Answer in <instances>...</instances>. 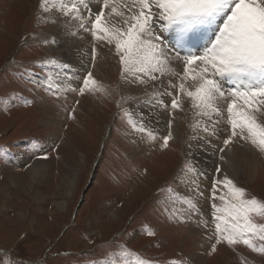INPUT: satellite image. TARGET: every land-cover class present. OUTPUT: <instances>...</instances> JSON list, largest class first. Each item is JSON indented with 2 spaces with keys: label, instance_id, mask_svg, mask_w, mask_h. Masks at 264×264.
<instances>
[{
  "label": "rangeland",
  "instance_id": "rangeland-1",
  "mask_svg": "<svg viewBox=\"0 0 264 264\" xmlns=\"http://www.w3.org/2000/svg\"><path fill=\"white\" fill-rule=\"evenodd\" d=\"M39 3L0 0L3 264H123L124 251L130 253L128 260L140 259L147 264H264V256L243 245L232 249L219 245L209 254L215 240L213 205L223 207L219 200L211 199L219 158L199 161L192 157L191 146L185 145L186 121L180 113H173L172 119L180 121L179 139L170 141L164 150L162 139L149 143L146 136L132 131L123 118L125 111L158 137L167 135L137 119V111L119 87V58L105 48L107 45H96V61L90 59L87 69H80L77 82L61 84L58 74L65 72L63 49L42 36L52 24L41 23L42 15L48 13L39 11ZM172 48L179 53L175 44ZM48 61L56 63L37 67ZM89 71L103 94L80 96L61 91L49 95V80L61 89H78ZM148 111L141 112L144 119L161 121V113L153 106ZM23 114L27 116L21 119ZM217 140L207 137L196 142L210 144L212 149ZM248 146L255 162L253 174L238 170L233 182L247 193L246 199L264 203V155ZM17 153H22L23 160ZM35 163L40 165L38 170L41 166L44 170L26 183L28 169ZM189 165L195 168L196 176L187 171ZM94 168L92 183L86 188ZM223 176L221 168L216 178ZM224 196L227 198L226 191ZM182 200L195 204L194 214ZM201 219L207 226H198ZM257 223L264 225V219ZM146 231L154 235L150 237ZM255 243L259 246L261 242Z\"/></svg>",
  "mask_w": 264,
  "mask_h": 264
},
{
  "label": "snow or ice",
  "instance_id": "snow-or-ice-1",
  "mask_svg": "<svg viewBox=\"0 0 264 264\" xmlns=\"http://www.w3.org/2000/svg\"><path fill=\"white\" fill-rule=\"evenodd\" d=\"M93 2L99 4L97 12L89 8V0H40L38 7L41 13L55 11L69 23L74 22L76 31L71 33L73 36L84 32L91 37L93 63L98 55L95 45L114 48L113 55L119 58L121 81L135 80L137 84L147 86L148 82L163 84V78H171L166 82V88L171 91L158 90L152 95L153 106L158 105L169 117L167 135L158 137L125 111L123 118L133 132L146 136L149 143L162 139L161 150L166 149L173 139V113L186 111L184 104L189 102L193 132L199 131L212 138H216L220 130L225 132L220 153L240 141L264 155V0ZM170 30L176 35V49H188L206 42L204 51L195 55L190 51L187 55H178L164 47L158 33ZM174 61L180 63L182 71L171 66ZM55 63L48 61L37 67ZM222 84H228L230 88L226 90ZM82 85L78 89H61L49 80L46 89L51 90L49 95L61 91L75 92L80 96L104 92L90 71ZM160 96L169 97L170 103L166 105ZM222 124L227 128L220 129L218 126ZM37 158L48 159L47 156ZM187 171L197 175L191 165ZM220 175L221 168L216 167L211 199L219 200L223 207L213 205L211 219L215 240L209 254L215 253L219 245L230 249L243 245L253 254L264 256V225L257 223V220L264 219V203L255 198L246 199L244 190L227 176L217 179ZM196 188L192 190L196 191ZM181 203L195 213L196 206L191 200H182ZM207 224L201 219L198 226ZM146 235L151 237L154 233L146 231ZM256 241L261 242L259 246ZM129 255L127 251L121 253L123 264H147L140 259L128 260ZM0 264H3L2 260Z\"/></svg>",
  "mask_w": 264,
  "mask_h": 264
},
{
  "label": "bare ground",
  "instance_id": "bare-ground-1",
  "mask_svg": "<svg viewBox=\"0 0 264 264\" xmlns=\"http://www.w3.org/2000/svg\"><path fill=\"white\" fill-rule=\"evenodd\" d=\"M89 8L92 10V12H97L99 9V4L93 2V0H89ZM26 11H27V9H26ZM83 12H84V10H82V14H83ZM32 16H34V14ZM32 16H31V18H32ZM7 19H9V18H7ZM113 19H115V18H113ZM53 20L55 21V23H52ZM28 21L30 22V20H28ZM40 21H41V23L43 22V23L52 24L47 31L42 33V36L44 34L50 40H52V41L54 40L55 41L54 44L56 46H59L61 49H63L61 55L63 57V60L65 61L64 65H67L68 67L64 68L65 72L59 73L58 77H59L62 85L69 84L70 86H72V84L74 82H77V80H78V77H76V76L82 75L80 72V69H87V67L91 63L90 62L91 49L94 46L92 44L91 37L84 32H77V35L73 36L71 33L73 31H76V28L74 26V22L69 23L65 18L60 17V15L55 11L48 13V15L47 14L42 15V17L40 18ZM30 23H32V22H30ZM25 32L27 33L28 31H25ZM24 34L25 33H23V35ZM158 34H160V33H158ZM160 35L162 37L161 42H162L163 46L166 48H170L174 51V49L172 47L176 41L175 33L173 31H171V34H170V32L168 31V32H166V35H164L162 33ZM205 43L206 42H201L197 46L191 47L188 49H178L179 53H176V54L187 55L189 51L194 55L200 54L204 51ZM29 46H31V45H28L26 47H29ZM95 47L97 48L96 45H95ZM105 48L107 50L113 52V50H111L110 48H108V47H105ZM21 50L22 49H20V51ZM171 66L176 71H182V66L180 65V63L178 61H174ZM163 79L165 81V83H163V84H161L159 82H157V83L148 82L147 86H144V85L137 84L135 82V80L121 81V78H120L119 87H120L123 98L127 102L130 101V105L137 111L135 113V116L137 117V119L139 121L147 122L148 124H150L151 127L159 130L160 133H166L167 134V132L169 131L167 128V122L169 121V117L164 110L159 109L158 105L153 106V102H152V95L155 92H157L158 90L171 91V89L166 88V82H167V80H169L171 78L165 77ZM222 87L225 89L230 88L227 86V84H222ZM159 99L161 101H163L166 105L170 103V98L167 96H160ZM73 101H74V99H73ZM151 106H153V108H155L158 113H161V116H159L161 121H158L154 116H150V117H154V120L152 122L146 120V118L144 119V115L141 112H143L145 114L148 113L149 112L148 110L151 111ZM146 107L148 110L145 109ZM184 108L186 109V111L181 112L180 114H181L183 121H186V125H187L186 126L187 130L184 133L185 145L191 146L190 150H191V155L193 158H195L199 161H201L202 158H206V157H211L213 159L219 158V160L216 162V164L220 168L223 169V173L225 174V176H227L232 181H233V178L235 180V178H236L235 175L238 174L237 173L238 170L241 173L249 172L250 174H253L255 162H254L253 155L251 154V150L249 151L250 148L248 145L240 143L237 141L236 143L231 145L229 147V149L225 150L223 153H220L219 149L223 146L222 140H223V138H226L225 132L223 130H220L217 132V134H216V138H218L217 144L212 149L209 148V147H211L210 144H204V143L196 142V141H199L201 139V137H204L203 140H205L207 137L204 136V134L199 132V131L193 132L191 130L193 118H192V115L190 114L191 109H190L189 102H185ZM32 112H34V111H32ZM36 113H37V111H36ZM37 115H38V113H37ZM37 115H35V116H37ZM26 116H27L26 114L21 115V117H22L21 119H24V117H26ZM155 116H157L156 113H155ZM85 118H86V116H85ZM81 122H83V121H81ZM179 123H180L179 120H172V124H173V127L171 129V132L173 135L172 140L179 139V134H178ZM50 127H51V125H50ZM218 127L220 129H224L227 126L222 124ZM96 145H97V143H96ZM175 149L177 150V148H175ZM93 152H95V151H93ZM170 153L171 152H169V154ZM16 155H20L21 159L23 160L22 153H17ZM170 158H171V156H170ZM168 163H169V161H168ZM35 164L31 168L28 169V175L30 178H28L26 183L29 180L37 179L39 177V171L44 170L43 166H41V168L38 170L40 165L39 164L35 165ZM207 170H208V168L204 169L205 172L209 173V171H207ZM23 173H25V172H23ZM254 180H255V177H254ZM235 183H237V182H235ZM238 186H239V184H238ZM112 218H114V217H112Z\"/></svg>",
  "mask_w": 264,
  "mask_h": 264
},
{
  "label": "water",
  "instance_id": "water-1",
  "mask_svg": "<svg viewBox=\"0 0 264 264\" xmlns=\"http://www.w3.org/2000/svg\"><path fill=\"white\" fill-rule=\"evenodd\" d=\"M95 172H96V168L93 169V171H92V175H91V177H90V179H89V181H88V184H87V187H86V188H88V187L91 185V183H92V179H93V177H94Z\"/></svg>",
  "mask_w": 264,
  "mask_h": 264
},
{
  "label": "trees",
  "instance_id": "trees-1",
  "mask_svg": "<svg viewBox=\"0 0 264 264\" xmlns=\"http://www.w3.org/2000/svg\"><path fill=\"white\" fill-rule=\"evenodd\" d=\"M16 27V26H15Z\"/></svg>",
  "mask_w": 264,
  "mask_h": 264
}]
</instances>
